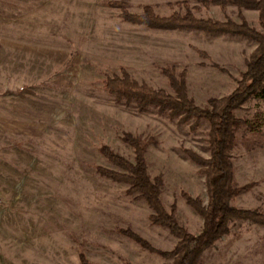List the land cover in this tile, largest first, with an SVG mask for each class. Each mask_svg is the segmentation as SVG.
Segmentation results:
<instances>
[{"label": "rangeland", "instance_id": "rangeland-1", "mask_svg": "<svg viewBox=\"0 0 264 264\" xmlns=\"http://www.w3.org/2000/svg\"><path fill=\"white\" fill-rule=\"evenodd\" d=\"M111 1L0 0V264H84L82 254L90 264L170 262L123 232L160 251L175 246L170 230L152 222L147 201L96 171L120 170L102 145L134 160L124 132L152 140L145 157L162 203L183 227L202 230L186 194L206 204L205 178L186 149L209 155V122L181 123L153 106L141 111L103 82L125 68L136 81L173 92L164 69L174 68L185 71L189 96L208 107L235 90L259 43L235 33L134 24ZM120 1L132 13L145 5L160 15L185 11L178 4L185 0ZM186 1L200 7L193 9L198 17L246 22L264 34L257 9ZM234 113L243 122L231 151L238 189L231 204L264 213V97L252 96ZM198 264H264V225L234 219Z\"/></svg>", "mask_w": 264, "mask_h": 264}, {"label": "trees", "instance_id": "trees-1", "mask_svg": "<svg viewBox=\"0 0 264 264\" xmlns=\"http://www.w3.org/2000/svg\"><path fill=\"white\" fill-rule=\"evenodd\" d=\"M201 2L206 7L213 4L225 9L228 4H235L239 8L245 6L257 9L260 23L264 24V0H201ZM178 4L185 6L184 12L174 11L169 15H160L150 5H145L142 13H132L125 1L109 2L110 6L121 10L123 20L152 29L187 28L209 33H235L257 40L259 44L250 55L247 69L235 90L228 96L212 98L208 107H201L188 94L185 71L177 74L174 68L164 69L173 92L140 83L133 79L125 68L121 69V74L107 76L103 84L117 100L136 102L141 111L153 106L161 112L168 113L170 117H179L181 123H186L190 118L206 119L209 122L206 137L209 155L205 157L192 149H186L189 158L201 166L200 172L205 178L208 198L206 204L201 198L186 194L188 203L203 217L202 230L194 234L183 227L175 212H168L162 203L160 183L151 179L145 157L151 139L144 140L130 132H124L123 140L134 148V160L130 161L109 146L102 145L100 152L120 170L97 165L96 171L112 180L127 183L128 193L137 194L139 198L145 199L153 209L152 222L167 227L177 238V242L171 250L160 251L130 229L123 231L126 235L134 238L151 252L157 251L166 259H170L167 264H198L202 253L228 233L230 222L234 219H247L264 225L263 212L238 208L231 204V198L238 192V189L232 186L234 163L231 151L236 142V131L243 122L241 118L235 116L234 111L252 96L264 97V34L248 26L246 22L198 17L193 9L200 7L198 5L191 7L186 0ZM81 261L90 264L83 254Z\"/></svg>", "mask_w": 264, "mask_h": 264}]
</instances>
